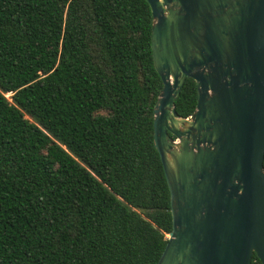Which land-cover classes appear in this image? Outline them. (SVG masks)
<instances>
[{
  "label": "trees",
  "instance_id": "1",
  "mask_svg": "<svg viewBox=\"0 0 264 264\" xmlns=\"http://www.w3.org/2000/svg\"><path fill=\"white\" fill-rule=\"evenodd\" d=\"M152 21L146 0H0V264L157 263ZM196 93L187 77L178 114Z\"/></svg>",
  "mask_w": 264,
  "mask_h": 264
},
{
  "label": "water",
  "instance_id": "2",
  "mask_svg": "<svg viewBox=\"0 0 264 264\" xmlns=\"http://www.w3.org/2000/svg\"><path fill=\"white\" fill-rule=\"evenodd\" d=\"M146 1L172 217L156 264H264V0ZM187 77L196 105L182 116Z\"/></svg>",
  "mask_w": 264,
  "mask_h": 264
},
{
  "label": "rangeland",
  "instance_id": "3",
  "mask_svg": "<svg viewBox=\"0 0 264 264\" xmlns=\"http://www.w3.org/2000/svg\"><path fill=\"white\" fill-rule=\"evenodd\" d=\"M5 95H6L7 97H9V96H10V93H6Z\"/></svg>",
  "mask_w": 264,
  "mask_h": 264
}]
</instances>
